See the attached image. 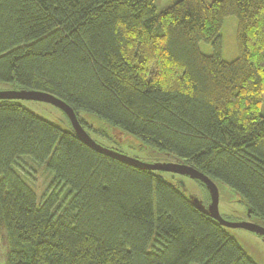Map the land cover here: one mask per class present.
<instances>
[{
  "label": "trees",
  "instance_id": "16d2710c",
  "mask_svg": "<svg viewBox=\"0 0 264 264\" xmlns=\"http://www.w3.org/2000/svg\"><path fill=\"white\" fill-rule=\"evenodd\" d=\"M227 15L237 19L232 61L221 56ZM0 82L64 100L88 133L106 135L84 111L178 156L264 225V0L161 11L155 0H0ZM66 118L68 130L0 99L5 264H257L167 172L93 150ZM33 165L50 175L39 195Z\"/></svg>",
  "mask_w": 264,
  "mask_h": 264
},
{
  "label": "rangeland",
  "instance_id": "374dc122",
  "mask_svg": "<svg viewBox=\"0 0 264 264\" xmlns=\"http://www.w3.org/2000/svg\"><path fill=\"white\" fill-rule=\"evenodd\" d=\"M205 1L210 2L212 0ZM174 2L175 0H155V5L157 10L161 11ZM236 29V17L234 15H227L224 17L219 29V34L222 38L221 56L225 61H232L238 56ZM198 47L200 51L205 54H211L213 51L212 46L205 41H200ZM4 90H14V88L9 83L0 82V91ZM21 103L46 120L63 129H69V122L66 115L57 107L43 101L21 100ZM261 112L264 114V93L262 96ZM80 117L85 119L92 127L105 130V136L99 135L92 130L88 131L90 136L98 144L106 148H113L124 155L136 158L148 164L181 163V158L176 155L153 148L140 147L136 139L128 135L125 131L111 125L106 120L101 119L94 113L84 111L80 113ZM33 166L34 168H32ZM33 166L31 167L33 170L31 185L39 195L45 188L50 175L47 173L44 166ZM164 176L166 179L177 183L178 187L188 198L194 202L200 203V205L208 210L210 195L201 184L188 176L176 173L167 172ZM216 184L219 191L218 210L225 220L231 223L250 221L263 224L257 217L248 216L247 208L241 201L240 196L228 185L222 182H216ZM225 230L239 242L241 247L257 264H264V238L262 236L240 227H225ZM7 248L6 233L0 226V264H5Z\"/></svg>",
  "mask_w": 264,
  "mask_h": 264
},
{
  "label": "water",
  "instance_id": "95a60500",
  "mask_svg": "<svg viewBox=\"0 0 264 264\" xmlns=\"http://www.w3.org/2000/svg\"><path fill=\"white\" fill-rule=\"evenodd\" d=\"M0 99H16V100H34V101H43L49 103L58 109H60L70 120L72 129L74 130L76 136L79 140L85 143L87 146L93 150L118 159L124 163L132 165L134 167L146 168L148 170H160L163 172H171L180 175H185L191 179L199 180L203 183L210 195V203L208 210L205 209L200 203L195 202L200 210H203L211 218L217 221L220 225L224 227H240L247 230L253 231L264 238V225L250 222V221H241L236 223H231L225 220L219 213L218 202H219V191L217 184L213 179L208 175L204 174L202 171L197 168L187 165L185 163H164V164H148L141 162L136 158L129 157L120 153L119 151L106 148L98 144L89 133L83 128L80 124L73 108L66 103L64 100L54 96L51 93L43 92L39 90H4L0 91ZM183 185V182L181 181ZM250 208H247L248 216H250Z\"/></svg>",
  "mask_w": 264,
  "mask_h": 264
}]
</instances>
